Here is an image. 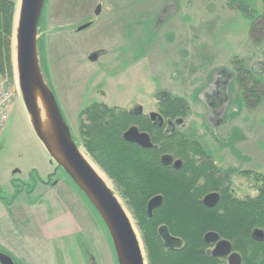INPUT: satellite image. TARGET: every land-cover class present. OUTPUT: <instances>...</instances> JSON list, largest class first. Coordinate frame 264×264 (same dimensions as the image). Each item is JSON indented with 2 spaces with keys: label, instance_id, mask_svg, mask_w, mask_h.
Masks as SVG:
<instances>
[{
  "label": "rangeland",
  "instance_id": "rangeland-1",
  "mask_svg": "<svg viewBox=\"0 0 264 264\" xmlns=\"http://www.w3.org/2000/svg\"><path fill=\"white\" fill-rule=\"evenodd\" d=\"M262 4L263 0H44L38 23L40 65L72 137L78 140L79 113L92 102L127 109L141 106L152 112L158 101L178 95L189 109L177 127L200 139L228 174L231 191L242 197L255 195L256 188L241 171L264 172V34L253 29ZM97 5L101 9L95 15ZM88 21L93 25L77 30ZM96 50L101 53L90 60ZM236 69L249 70L263 85L261 90L247 91L252 81L243 88L250 75H235ZM228 77L219 91L223 94H217L216 86ZM5 83L15 92L0 133V253L15 264H118L102 219L34 133L16 79ZM60 199L82 208L86 229L44 240L36 217L41 209H49V201ZM127 212L146 261L135 220Z\"/></svg>",
  "mask_w": 264,
  "mask_h": 264
},
{
  "label": "trees",
  "instance_id": "trees-1",
  "mask_svg": "<svg viewBox=\"0 0 264 264\" xmlns=\"http://www.w3.org/2000/svg\"><path fill=\"white\" fill-rule=\"evenodd\" d=\"M15 4L16 0H0V75L9 82L15 80L11 49ZM254 25V32L264 34V0ZM232 72L250 75L247 85H241L244 88L252 81L247 91L256 94L261 90L263 85L252 79L249 70ZM256 98L258 101L259 96ZM188 109L185 98L172 94L158 105V111L168 120L183 118ZM172 123L175 127L166 131L147 116L95 101L80 111L79 138L73 139L112 182L135 220L147 264H222V258L208 252L210 245L203 236L209 231L227 239L233 250L241 254L242 264H264V238L257 240L252 236L255 229L264 232V172L242 170L256 188V194L236 195L230 189L228 174L202 142ZM131 125L148 132L157 148H143L126 141L123 133ZM163 153L180 159V167L163 165L160 162ZM214 191L220 195L218 203L205 206L203 196ZM157 194L163 196V202L148 216L147 201ZM0 198L4 197L0 194ZM160 225L181 238L179 247H165L158 234Z\"/></svg>",
  "mask_w": 264,
  "mask_h": 264
},
{
  "label": "water",
  "instance_id": "water-1",
  "mask_svg": "<svg viewBox=\"0 0 264 264\" xmlns=\"http://www.w3.org/2000/svg\"><path fill=\"white\" fill-rule=\"evenodd\" d=\"M43 4L44 0H18L13 17L11 40L13 70L30 124L50 157L83 193L102 219L111 237L118 264H146L143 248L129 213L114 189L97 172L73 139L54 93L44 80L37 48L38 23ZM87 26L88 24H83L78 30ZM96 55L91 54L89 59L94 60ZM151 115L155 116L156 113ZM180 122L181 119L178 118L176 123ZM123 138L143 148H157L149 135L139 131L136 126H130L123 133ZM160 162L163 165H170L173 162L175 168L181 165L179 159L173 160L169 154L162 155ZM219 199L218 192H209L203 196L202 202L207 207H213ZM162 201L161 194L154 195L147 201L148 216L152 215L153 209L158 208ZM158 234L167 248L181 245V239L170 234L165 225L158 227ZM252 236L262 240L264 232L255 229ZM203 239L207 244H214L210 252L212 256L227 257L228 264H242L241 254L233 250L227 239L220 238L214 231L205 233ZM0 263L15 264L11 257L4 253H0Z\"/></svg>",
  "mask_w": 264,
  "mask_h": 264
},
{
  "label": "crops",
  "instance_id": "crops-1",
  "mask_svg": "<svg viewBox=\"0 0 264 264\" xmlns=\"http://www.w3.org/2000/svg\"><path fill=\"white\" fill-rule=\"evenodd\" d=\"M214 76L216 78L221 77L218 74H214ZM214 79L215 77L211 79V83L212 81L215 82ZM49 204V209H41L42 214L38 212L36 217L37 225L44 240H56L74 234L78 235L86 229V219L85 221L82 219L84 216L82 208L69 206L62 199L49 201ZM81 207H83L82 204ZM41 253L38 255L39 261H42L44 256ZM18 260L20 261V257H18Z\"/></svg>",
  "mask_w": 264,
  "mask_h": 264
},
{
  "label": "flooded vegetation",
  "instance_id": "flooded-vegetation-1",
  "mask_svg": "<svg viewBox=\"0 0 264 264\" xmlns=\"http://www.w3.org/2000/svg\"><path fill=\"white\" fill-rule=\"evenodd\" d=\"M171 2V1H170ZM170 2H168V4L170 3ZM99 5V4H98ZM97 5V6H98ZM167 7H169V6H167ZM100 9H101V6H98V7H96V10H95V15L96 14H98L99 13V11H100ZM14 17V16H13ZM85 24H88V26H92L93 25V23H92V21H88V22H86ZM83 25V24H82ZM81 26V25H80ZM78 30V29H77ZM79 31V30H78ZM97 55L96 56H98L101 52L99 51V50H96V51H94ZM93 53V52H92ZM90 55V54H89ZM221 78V77H220ZM229 79V77L227 78V79H225V81H224V79H223V83L222 84H219V87H217L216 88V90H215V92H217V94H219V95H221V94H223L222 92H219L220 91V88L222 87V85H225V83L227 84V80ZM218 95V96H219ZM216 97H217V95L215 96V98H214V96H213V101L210 103L211 104V106H215V99H216ZM159 102L160 101H158L157 102V108H155V111H152V112H144L143 111V109H142V107L141 106H136V107H133V108H130V111H132V113H134V114H138V115H144V116H147L153 123H158V126H161V127H164V130H168V128L170 129V128H174L175 126H174V124L172 123V122H174L175 124H176V126H178V124H180V123H182V120H183V118L182 117H175L173 120H168L167 118H165V117H163L162 115H161V113L158 111V105H159ZM152 113H156V115L154 116H152L151 114ZM159 116L161 117V118H159ZM178 118H180L181 119V122L180 123H176V120L178 119ZM131 126H136L137 127V125H131ZM130 127V126H129ZM128 127V128H129ZM138 128V127H137ZM127 130V129H126ZM125 130V131H126ZM138 130L139 131H141V132H146V131H142V130H140L139 128H138ZM124 131V132H125ZM147 134H148V132H146ZM149 135V134H148ZM149 137H150V135H149ZM199 139V138H198ZM150 140H151V137H150ZM200 140V139H199ZM152 142V141H151ZM134 143V142H133ZM153 143V142H152ZM154 144V143H153ZM156 145V144H155ZM152 148H154V147H152ZM164 154H169V153H163L162 155H164ZM162 155H160V158H161V156ZM169 155H171L172 157H173V160H176V159H178V158H175L172 154H169ZM180 160V159H179ZM181 161V160H180ZM170 165H172L173 166V162L170 164ZM168 166V165H167ZM174 167V166H173ZM175 168V167H174ZM215 192V191H214ZM163 202V201H162ZM181 239V238H180ZM182 241V240H181ZM182 243V242H181ZM210 245V247H209V249H208V252H209V254L211 255V250H212V248H213V246H214V244H209ZM175 248H177V247H175ZM219 258H222V259H226L227 260V257H219ZM223 263V262H222ZM146 264H147V259H146ZM228 264V263H227Z\"/></svg>",
  "mask_w": 264,
  "mask_h": 264
},
{
  "label": "built area",
  "instance_id": "built-area-1",
  "mask_svg": "<svg viewBox=\"0 0 264 264\" xmlns=\"http://www.w3.org/2000/svg\"><path fill=\"white\" fill-rule=\"evenodd\" d=\"M14 92L0 75V133L8 119V108L14 98Z\"/></svg>",
  "mask_w": 264,
  "mask_h": 264
},
{
  "label": "bare ground",
  "instance_id": "bare-ground-1",
  "mask_svg": "<svg viewBox=\"0 0 264 264\" xmlns=\"http://www.w3.org/2000/svg\"><path fill=\"white\" fill-rule=\"evenodd\" d=\"M92 163V162H91ZM93 164V166L95 167V169L97 170V172L106 180V182L108 183V185H110L109 184V181L106 179V177L104 176V174L101 172V170L100 169H98V167L94 164V163H92Z\"/></svg>",
  "mask_w": 264,
  "mask_h": 264
}]
</instances>
